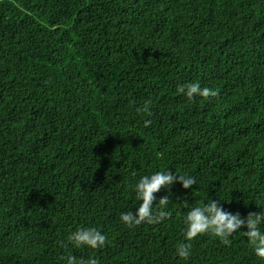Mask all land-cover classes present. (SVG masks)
I'll use <instances>...</instances> for the list:
<instances>
[{
    "label": "trees",
    "instance_id": "obj_1",
    "mask_svg": "<svg viewBox=\"0 0 264 264\" xmlns=\"http://www.w3.org/2000/svg\"><path fill=\"white\" fill-rule=\"evenodd\" d=\"M193 82L218 95L188 101ZM165 170L197 184L126 227ZM209 197L245 218L264 201V0H0V264H264L242 232L176 255ZM80 228L106 245L74 247Z\"/></svg>",
    "mask_w": 264,
    "mask_h": 264
},
{
    "label": "clouds",
    "instance_id": "obj_2",
    "mask_svg": "<svg viewBox=\"0 0 264 264\" xmlns=\"http://www.w3.org/2000/svg\"><path fill=\"white\" fill-rule=\"evenodd\" d=\"M179 93L186 96L188 101H193L197 96L202 98L215 97L218 92L214 89L202 88L199 82L189 83L187 86H180ZM138 113L152 114L150 106L145 103L143 107L137 109ZM151 121H145V125ZM174 183H179L183 189H190L197 184L194 177L190 175H180L177 171L173 174L170 170L157 171L151 175L141 176L138 182L133 186L135 189L136 200L139 201L135 213L132 211L122 213L121 222L128 228H134L141 224H158L171 217L172 213L168 210L171 202L170 196L165 195L158 201V208L154 209L153 202L155 195L161 188H170ZM189 207L188 203L184 204ZM259 213H249L242 217L239 212L232 213L226 211L219 200H212L209 197L207 203L202 206L189 207V211L184 217V239L185 243H180L176 248V255L187 260L192 254L191 241L202 234H210L219 238L222 243L228 244L229 239L237 232H242L247 237L249 246L252 247L254 255L264 260V231L261 226L264 225V201H261ZM246 228V231H241ZM68 241L76 248L88 247L96 250L103 248L107 243L106 234L96 228H80L72 232ZM67 264H99V260L90 257L87 260L77 259L73 255L67 257Z\"/></svg>",
    "mask_w": 264,
    "mask_h": 264
}]
</instances>
